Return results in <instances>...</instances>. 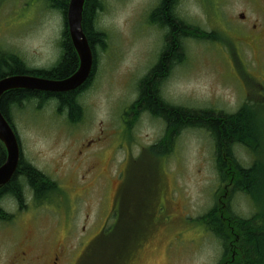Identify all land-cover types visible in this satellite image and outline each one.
Segmentation results:
<instances>
[{"label": "rangeland", "instance_id": "rangeland-1", "mask_svg": "<svg viewBox=\"0 0 264 264\" xmlns=\"http://www.w3.org/2000/svg\"><path fill=\"white\" fill-rule=\"evenodd\" d=\"M160 2L103 0L98 27L108 34L109 47L99 50L93 85L80 98L82 122L72 125L69 116L57 113L56 107L37 110L36 103L12 110L24 157L59 184L65 201L57 214L46 207H31L14 221L0 222V264H7L14 247L29 235L38 253L42 248L45 252L46 248L50 252L67 249L61 261L80 264L87 247L102 235L99 231L111 223L108 198L116 191L119 179L130 182L141 199L150 195L148 184L155 178L158 185L150 198L146 233L136 234L127 256L125 249L123 259L116 264H125L159 229L162 241L146 250L139 264H219L220 243L200 222V217L217 203L221 190L213 138L204 130H183L165 163L155 164L147 148L163 137L165 123L142 115L130 133L123 130V116L138 98V84L155 65L163 45L164 33L148 23ZM175 11L201 32L217 33L221 42L185 39V61L174 67L164 83L163 98L179 107L232 114L240 109L247 93H252L258 100L254 124L261 128L264 140V93L260 92V85L264 86V45L251 49L243 42L238 47L240 55L233 41L235 36L246 35L242 30L253 22L261 26L264 35V0H178ZM242 14L250 24L239 18ZM62 30L61 12L48 7L44 0H0V46L19 55L29 68L49 69L58 62ZM123 134L134 144V161L142 159L127 171L120 170L128 151ZM120 144L122 150L114 161L113 151ZM234 154L244 167H250L256 159L242 147H237ZM95 157L104 161L106 176L101 180L91 177L95 170L84 174L88 167L101 165ZM261 158L264 164V148ZM112 159L111 167L108 163ZM263 182L264 178L255 193L264 208ZM76 185L85 188L84 192L76 191L82 192L80 197L72 191ZM166 198L171 202L174 199L175 212L164 207ZM232 210L243 218L254 213L251 202L241 194L233 198Z\"/></svg>", "mask_w": 264, "mask_h": 264}, {"label": "trees", "instance_id": "trees-1", "mask_svg": "<svg viewBox=\"0 0 264 264\" xmlns=\"http://www.w3.org/2000/svg\"><path fill=\"white\" fill-rule=\"evenodd\" d=\"M44 1L48 7L59 10L63 16V30L59 39L61 55L58 62L51 69L45 71L32 70L19 55L6 51L0 46V80L18 75L64 80L77 71L79 58L73 46L67 23L70 0ZM177 4L178 0H161L149 16V23L163 31L164 45L158 56L159 62L139 82V97L130 108V112H136L134 123L139 121L142 114H148L165 123L167 130L163 139L149 149V153L156 157L171 155L183 130L200 129L210 134L215 146V167L219 180L233 183L234 193H242L249 197L254 207V213L250 218H243L232 213L231 210L229 213L232 214H228L216 203L204 214L201 221L206 230L220 243L223 262L235 255L236 259L232 264H264V208L262 201L257 199L255 193V189L260 186L261 179L264 178V164L261 161L264 140L261 128L256 127V123L254 124L257 106L247 100L238 112L228 114L215 110H193L179 107L170 104L163 98L162 87L167 79L168 68H174L185 61L183 50L185 39L221 42L217 33L205 34L198 27L188 24L175 11ZM103 8V0H86L83 12V30L94 52L96 69L99 50L107 51L109 47L108 34L98 27L99 13ZM199 33L202 34L198 35ZM87 85L90 87L92 83L89 81ZM85 87L82 89L89 88ZM79 94L80 89L69 94L15 90L4 96L1 110L7 120L13 123L12 117L7 114L9 106L18 107L26 102L38 100L40 102L37 103L36 108L40 110L50 99L58 98L57 112L66 111L70 123L76 125L83 120L84 115L83 106L79 102ZM260 137H262V141ZM236 147L245 148L248 154L256 157L250 167H244L238 161L234 154ZM6 159V149L0 142V167ZM19 176H23L38 195H44L37 204L47 201L46 193L50 189L55 190L58 187L57 183L51 181L44 173L32 164L24 163L21 159L16 174L5 190V192H12L20 201L23 198L18 183ZM222 214L225 221L221 218ZM0 218L6 219L2 214H0ZM130 248L122 240L115 239L113 241L110 233L106 232L88 248L80 264H116L123 257L125 249L124 256H127Z\"/></svg>", "mask_w": 264, "mask_h": 264}, {"label": "flooded vegetation", "instance_id": "flooded-vegetation-1", "mask_svg": "<svg viewBox=\"0 0 264 264\" xmlns=\"http://www.w3.org/2000/svg\"><path fill=\"white\" fill-rule=\"evenodd\" d=\"M240 17L243 18L246 23L250 24L249 20H246L245 15H240ZM260 27H261L260 25L255 24L253 22L247 28L242 30L241 33L246 34V35L235 36V39H234L235 48L239 47L240 44H243V42L248 43V46L251 47V49H253V47H256V48L262 47L264 45V43H263L264 42V35H263L262 28H260ZM258 45H259V47H258ZM158 62L159 61H157V63ZM34 69H36V68H34ZM37 70L45 71L44 69H37ZM172 71H173V68H171V67L168 68V72L166 75L167 79L171 76ZM96 73H97V69L95 67V69L91 75L92 77L90 76V79L87 81V83L90 81L93 84L94 79L96 77ZM38 77L44 78L43 76H38ZM87 83L83 87H85L87 85ZM86 87L88 88L89 85H87ZM90 88H91V86L88 89H82V90L80 89V94H79L80 98ZM8 93H10V92H8ZM8 93H5L2 97V99ZM65 94H69V93H65ZM2 99H1V105H2ZM58 101H59L58 98L50 99L46 103L45 106L56 107L58 104ZM38 102H40V101L35 100V101L30 102V103H36L37 104ZM26 104H27V102L24 103L23 105H26ZM18 107H15V105L9 106L7 114L10 117H12V115H11L12 110H14ZM63 113L66 114L67 112L64 111ZM135 115H136V112L134 111V112H129V113L127 112L123 116V125L125 126L124 129L128 133H130L132 131V129L136 126L135 124L137 122L134 123ZM142 115H148V114H142ZM14 127H15V124H14ZM166 130H167V128H166ZM166 130H165L164 135L166 134ZM164 135H163V137H164ZM163 137L159 141H161L163 139ZM122 140L124 141V143H128V151H126L127 155L122 162V165L124 166L123 169L125 171H127L128 168H130L132 166V164L135 162L134 158H136V157H135V155L132 154V150L129 148V146H133L134 144L127 141L125 134H124V139L122 137ZM87 145L90 146L91 142H89ZM121 149H122L121 144L118 147L116 146L114 151H113V154L115 152L116 153L115 156H116ZM140 152H142V151L140 150ZM21 158L23 159L24 163H29V161L24 157L23 151H22ZM166 159L167 158L161 159L160 157H154V162H155V164H159L162 161L163 162L166 161ZM97 160L100 161L99 159H97ZM114 161H116L115 158H114ZM20 162H21V160H20ZM112 162H113V159L111 161H109L108 165L112 166ZM154 162H152V163H154ZM122 165H121V167H122ZM103 168H104V161L101 162V165H99L98 167H91V166L88 167L87 170L84 172V174L88 175L91 173L92 170H95L96 173L91 175V177L96 178V180H98V179L101 180L102 178H104L106 176L103 174V171H104ZM112 179L113 178H110V180L108 182L109 184L112 183ZM18 183L20 185V189L22 192V198H23L22 201H20L16 195L12 194V192H10V191L5 192L9 183L0 189V194H1V196H0V211H1L0 214L17 218L21 214L26 213L28 211V208L35 207L36 205H38L37 202L39 200L43 199L44 195L43 194H42L43 196L38 195L35 192V189L29 185V183L26 181V179L23 176L18 177ZM62 183L65 184V182H62ZM109 184H108V187L110 189ZM148 185L150 186V195L147 197H144V198L141 197V199H140L139 198V196H141L140 193L136 192V189L131 185L130 182L127 181L126 183H123L122 181L119 180V183L117 184V189L113 193V196L111 198H108V212H109L108 217H109V220L111 221V223L108 222L106 227H107L109 232L128 233L127 237L129 236V245L135 243L136 234L146 233V226L144 225V223L147 222L146 219H149L151 217L150 213H148V212H150V207L152 206V205L150 206V204H151L150 198L153 194V191L154 190L156 191V187L158 185V182L156 180H154V181L150 182ZM79 190H82L84 192L85 188H79L77 185L72 188L73 192H76V191L78 192ZM223 190H225V191H224L222 197L225 198V203H222L221 201H220V203L225 208V210H226L225 212H228V214H230L229 210L232 209V202H233V198H234V185L231 188H228V187H226V185H224ZM58 191H60V192H58ZM71 194H72V192H71ZM46 195H47V198L46 197L45 198L47 200H49V202H45V205H43V207H46L48 211H52L55 214L60 213L61 212L60 206H62V204L65 201L64 191H62V188H60L58 186L55 190L50 189V191H48L46 193ZM154 195H155V192H154ZM76 196H78V197L82 196V192L77 193ZM138 201H140V203H138ZM156 201L158 202V200H156ZM174 202H175L174 199H173V202H171L168 198H166L164 200V207H168V210L170 212H175L176 210L174 209V207H175ZM148 206H150V207L148 208ZM36 216H37V214H36ZM221 218L223 219V221H225V217L223 216V214H222ZM33 222H36V220H34ZM24 225H23V227H24ZM23 227L21 226V228H23ZM161 230L162 229L154 231L153 235L150 236V238L147 240V242L143 246H141L138 249L137 253L131 258L132 260H131L130 264H139L140 261L142 260V254L146 250L150 249L158 241H162L163 233L160 232ZM164 232H165V234H167L166 230H164ZM130 233H132V236H130ZM113 237H115V234ZM33 241H34V238L31 235H29L26 238H24L20 244H17L14 247L12 255H11L10 259L8 260L7 264H64L61 261V259H63L65 257V254H67V249L66 250H59V248L58 249L56 248L55 250L50 252L48 250V248H46L47 250L45 252V248H42V249H40V250H42V252L38 253L32 247ZM126 243H127V241H126ZM235 259H236V257H235V255H233L231 259L226 260L223 264H232V263H234ZM71 264H77V262L75 261V263H71Z\"/></svg>", "mask_w": 264, "mask_h": 264}, {"label": "water", "instance_id": "water-1", "mask_svg": "<svg viewBox=\"0 0 264 264\" xmlns=\"http://www.w3.org/2000/svg\"><path fill=\"white\" fill-rule=\"evenodd\" d=\"M86 0H70L67 20L73 46L79 56L78 70L62 81H53L32 76H14L0 81V141L7 150V160L0 167V187L8 184L15 175L21 157L17 135L1 111L3 95L15 90H29L46 93H69L81 88L92 75L94 52L83 31V12Z\"/></svg>", "mask_w": 264, "mask_h": 264}, {"label": "bare ground", "instance_id": "bare-ground-1", "mask_svg": "<svg viewBox=\"0 0 264 264\" xmlns=\"http://www.w3.org/2000/svg\"><path fill=\"white\" fill-rule=\"evenodd\" d=\"M78 55V54H77ZM78 58H79V56H78ZM79 64H80V60H79ZM19 76V75H18ZM25 76V75H24Z\"/></svg>", "mask_w": 264, "mask_h": 264}]
</instances>
